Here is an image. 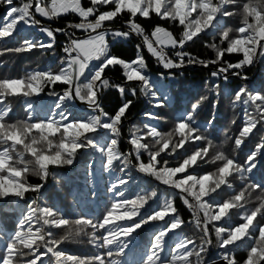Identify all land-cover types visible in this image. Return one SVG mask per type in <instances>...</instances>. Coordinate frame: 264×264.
<instances>
[{
    "label": "snow or ice",
    "instance_id": "obj_1",
    "mask_svg": "<svg viewBox=\"0 0 264 264\" xmlns=\"http://www.w3.org/2000/svg\"><path fill=\"white\" fill-rule=\"evenodd\" d=\"M0 3L8 6L0 21V41L13 37L22 28L36 27L50 38L47 43L25 38L20 47L0 50V55L52 49L57 34L68 36L58 71L48 68L20 78L0 79V200L6 201L0 206V214L17 210L7 203L9 198L24 200L29 192L40 194L50 175L57 183L67 179L50 173V167H71L82 149L91 150L84 166L88 182L111 172L116 162L121 165L120 175L107 187V192L112 194L111 203L99 219L87 215L69 219L58 208L41 203L42 197L38 195L20 210L12 231H7L0 221V264H17V261L21 264H137L135 251L130 247L134 234L153 222H159L160 227L139 253L138 264H193V256L196 264H205L204 257L212 245L209 225H212L217 246L222 250L219 257L223 264H241L235 254L241 246L246 251L242 264H264V180L257 182L253 178L258 157H264V135L242 161L220 151L210 161L219 162L215 171L197 174L195 169L206 161L213 147V142L204 133L216 123L215 115L206 125L198 123L197 113L208 100L207 95H202L190 111L176 120L170 132L162 133L155 125L145 124L146 131L139 135L140 129L134 126L128 139L131 151H121V125L133 103L124 97L126 91L132 97L137 96V88L126 90L125 84L139 82L140 94L154 101V108L167 106L169 95L148 74L147 61L140 54L141 45H136L137 55L132 60L111 51L114 43L136 35L142 38L144 47L165 70L196 64L205 68L210 64L220 65L211 72L212 77L227 82L231 72L232 76L247 80L243 70L264 58V4L261 0H89V6H85L83 0H25L21 6H16L14 0H0ZM237 13H240L239 26L234 29L226 26L224 21ZM69 14L79 17V22H70L63 28L42 26L41 20L37 19L39 16L51 21ZM121 16L125 17L123 28L106 27ZM153 16L182 26L179 38L162 24H156L151 33H147L138 18L150 20ZM69 29L79 30L83 36L77 37L74 31L69 35ZM210 31L219 37V44L208 45L215 51V59L202 60L183 51L186 44ZM169 48L180 49L174 53L175 59L168 55ZM232 54L242 58L235 63L224 59ZM117 66L122 69L125 84L113 83L105 76L106 69ZM165 78L161 72L159 79ZM167 78L174 79L175 73L168 72ZM57 85L65 86L62 92L54 91ZM46 88L50 89L47 95L55 100L47 105L44 118L34 119L37 102L32 98L41 96ZM109 88H115L123 100L114 115L106 112L101 104L102 94ZM219 89V84L211 88L217 97L213 108L219 105ZM229 95L233 108L243 106V119L234 138L235 150H239L258 126L264 127V92L245 84L234 95ZM10 97L25 98L27 119L10 122ZM77 103L84 105V112L79 115L72 111ZM144 115L151 120L161 119L156 112H145ZM231 123L235 124V119ZM101 130H106L105 134L100 135ZM30 136L33 139L29 142ZM35 136H39L47 148L38 147ZM148 138L158 146L155 150L145 142ZM196 142L205 143L191 152L185 149L186 144ZM181 149L185 150L183 157L175 166H169L163 156H173ZM142 153H147V162L142 159ZM26 155L31 159L25 161ZM132 156L139 173L176 190L184 205L192 211L193 222L203 233L199 243L178 233L185 221L178 214L173 199L166 198L161 203L155 190L138 193L134 199L125 195L126 186L133 181L128 171ZM29 163L35 164L34 173L28 167ZM30 173L41 182L29 183L27 176ZM234 176L243 182L239 190L233 188L231 178ZM223 188L232 189L233 194L228 199H215ZM254 192L258 193V204L249 208L247 205ZM76 195L74 192V198ZM87 195L95 196L96 193L93 190ZM153 199L157 200V206L142 213L141 210ZM234 210L239 212L240 222L231 224L229 221ZM73 224L91 228L90 242L103 251L78 256L61 248L72 234ZM53 228L68 229V233L55 239L53 232L46 230ZM80 231L78 227L76 235ZM170 233H177V237L165 254L166 238Z\"/></svg>",
    "mask_w": 264,
    "mask_h": 264
},
{
    "label": "trees",
    "instance_id": "obj_2",
    "mask_svg": "<svg viewBox=\"0 0 264 264\" xmlns=\"http://www.w3.org/2000/svg\"><path fill=\"white\" fill-rule=\"evenodd\" d=\"M25 0H14L16 6H21ZM85 6H89V0H83ZM243 2V0H239ZM264 4V0H261ZM7 5L0 3V21L3 20V17L7 11ZM102 10H105L102 8ZM37 19L41 20L42 26L50 28H63L68 23L79 22V17L74 14H69L67 16H62L55 20H47L37 16ZM125 17H118L116 21L106 24V27L111 28H123V21ZM138 22L141 23L147 33H151L152 29L156 24H162L164 27L173 31L174 35L179 38L180 33L182 32V26L172 23L171 21H162L158 17L153 16L150 20H145L143 18H138ZM240 23V13H237V16L227 18L224 21V24L233 29L239 26ZM71 30V31H70ZM75 32L77 37L83 36L79 30L69 29V35L72 32ZM25 38L40 40L45 43L49 42L45 34L41 33L36 28H22L18 33L14 34L13 37L8 38L7 40L0 41V50L6 48H16L20 47L23 44ZM68 42V36L65 34H57L56 44L52 49H34L31 52L15 53V52H5L4 55H0V79L3 78H20L26 76L28 73L35 70H46L51 68L53 71H58L61 67L60 59L64 57L63 47ZM216 43L219 44V37L214 36L210 31L205 34H201L200 38L195 39L193 42H190L185 45L183 51L189 52L192 55L202 59V60H212L215 59V51L208 47V45ZM141 45V53L148 64V74L151 75L153 80H156L160 83L164 90L168 92L169 100L167 106L163 108H154L152 105L154 101H151L149 97H145L139 92L138 83L139 82H130L125 84L124 77L122 76V69L117 66L115 68H108L105 70V76L110 79L113 83L125 84L126 90L131 87L137 88V96L132 97L130 93L125 94L124 99H131L133 101L131 107L127 110L123 123L121 125V137H120V150L123 152L131 151V146L128 144V139L130 137V130L133 127L140 129L139 135H143L146 131L144 129L145 124L155 125L159 131L162 133H167L173 130L176 120L182 117L186 112L192 109L193 104L200 98L202 95H207L208 100L204 102L200 110L197 113V121L199 124L206 125L207 121L215 115L216 123L212 128L208 129L204 134L213 142V147L209 150V155L206 158L205 162L198 164L195 169L197 174H202L203 172L215 171L217 163H211V159L218 152L223 151L228 156H235L239 160H243L246 157V154L254 148L255 144L259 142L260 137L264 135V127L258 126V129L255 130L254 135L249 137L239 150H235L234 138L238 134V129L241 125L243 119V106H237L235 108L231 105V95H234L235 91L239 89L240 86L247 84L250 88H255L258 91L264 92V58H259L254 65L247 67L243 70L244 74L247 75V80H242L239 77L229 75V80L225 82L222 78H214L211 76V72L215 71L220 65H209L207 68L202 65H188L183 68H176L173 70H165L156 62L155 58L147 51L142 43V38L136 35H133L128 40L120 41L112 45L111 51L117 55L121 56L126 60L135 59L136 45ZM180 50V49H179ZM241 55L232 54L226 55L225 60L235 63L237 60L241 59ZM174 72L175 78L169 79L168 72ZM234 71V70H233ZM164 72L165 79L160 80L159 74ZM207 83V86L205 82ZM220 85V96H219V105L216 108H213V103L216 101V94L211 91L213 85ZM64 85H57L54 91L62 92ZM50 89H45L44 93L39 97H33L32 99L36 101V113L34 119L44 118L46 114L47 105H50L55 100L54 97H49L47 95ZM8 103L12 105V113H10L9 120L10 122H16L17 120L27 119L28 113L25 109V98L23 97H10ZM123 100L121 99L120 93L115 88H109L104 91L102 94L101 104L106 112L114 115L119 107L122 105ZM76 114H82L84 112V107L80 106L79 103L75 105L72 109ZM145 112H156L161 119L151 120L145 117ZM235 119L236 123L233 124L231 121ZM203 131V127L201 129ZM106 130H101L100 135L105 134ZM33 139L32 136L29 137V142ZM35 139L38 141V147L41 149L47 148V144L43 141H40L39 136H35ZM147 142L152 150H155L157 145L154 144V141L151 138H148ZM205 142H196L195 144H186L185 149L188 152L194 151L197 146H203ZM185 154V150H178L173 156H163L164 159H167L169 166H175L179 160ZM78 159L74 167H64V168H55L50 167V173H56L57 175H62L67 177V179L60 180L57 183L56 179L52 175L49 176L45 188L42 189L40 194L29 192L26 194L24 200H19L17 202L16 198H10L7 203L11 204L13 207H16V211L9 212L6 214H0V221L3 222V226L7 231H12L15 228L16 220L19 218L20 210L26 208L27 202L41 196V203H46L49 206L58 208L65 217L69 219H76L79 216L87 215L91 216L94 219H99L103 216L108 205L107 202L112 200V194L107 192L108 184L116 176L120 175V163L116 162L114 169L111 172L103 173L100 176H96L93 182H88L86 177V169L84 166L88 163L91 150L85 151L80 150L78 152ZM31 159L27 155L25 156V161ZM132 163L129 165L128 171L133 176V181L130 182L127 187V192L125 195L134 199L135 196L140 193H148L152 190L157 192L159 197V202H163L164 199L169 198L173 199L175 206L178 210V214L185 221L184 225L178 233L190 239L196 240L197 243L200 242L201 236L203 233L200 228L196 226L193 222V214L187 206L184 205L180 196L177 194L176 190L169 188L160 184L153 177L146 176L139 173L135 167V157L132 156L129 158ZM142 159L147 162V153H142ZM259 163L256 169L253 171V178L259 182L264 180V157H258ZM28 167L34 173L36 171L35 164L29 163ZM27 180L29 183L36 184L41 181L35 174H28ZM233 188L239 190L242 181L238 176L231 178ZM95 191V196H89L87 193ZM77 193L74 198L73 193ZM233 194L232 189L223 188L219 195L215 196V199L222 200L228 199ZM258 193L254 192L251 197V203L247 207L251 208L258 204L257 200ZM6 201L0 200V206H4ZM157 206V200L153 199L145 205V208L142 209V213L151 210ZM103 207V209L101 208ZM243 211V210H240ZM201 221H203V214L200 213ZM240 222L239 212L233 211L232 217L229 221L231 224ZM80 228L81 231L79 235H76V229ZM160 227L159 222H153L149 225L144 226L142 229L138 230L134 234L133 244L130 245L135 251V259L138 261L141 259L139 255L145 247L149 244L150 239L152 238L153 233ZM72 234L68 236V241H65L61 248L65 249L68 253L78 255V256H90L96 253L97 251H103L102 249L98 250L91 242L90 235L92 232L91 228H88L83 225L71 226ZM53 232V238L61 239L66 236L68 229H46ZM103 232V230H101ZM100 235V233H97ZM209 236L212 240V245L208 247L207 254L204 257L205 262L213 255V257H219V253L222 251L217 246V238L215 236V231L212 225H209ZM177 237V233H170L169 237L166 238L165 245V254L168 253L169 246L173 245ZM43 251V248L41 249ZM237 259L243 262V259L246 258V251L244 247L237 249L235 252ZM113 259H124L113 257ZM193 264H196L195 256L192 257ZM17 264H21L20 261H17Z\"/></svg>",
    "mask_w": 264,
    "mask_h": 264
},
{
    "label": "rangeland",
    "instance_id": "obj_3",
    "mask_svg": "<svg viewBox=\"0 0 264 264\" xmlns=\"http://www.w3.org/2000/svg\"><path fill=\"white\" fill-rule=\"evenodd\" d=\"M71 31V30H70ZM179 49H171V48H169V49H167V52H168V54L170 55V56H172V58L173 59H175V55H174V53L176 52V51H178ZM160 67H162V66H160ZM163 68V67H162ZM171 70H173V69H171ZM80 106H82V107H84V105H82V104H80ZM90 151V150H89ZM77 161H79V159H78V155H77V159H76V162ZM75 166V164L74 165H72L71 167H74ZM10 199V198H9ZM17 202H19V200H16ZM108 203V205L111 203V199H110V201L109 202H107ZM102 209H103V207H101ZM217 260H219V261H222V260H220V258H217V257H213V255L212 256H210V258L205 262V264H219L220 262L219 261H217ZM216 261V262H215Z\"/></svg>",
    "mask_w": 264,
    "mask_h": 264
},
{
    "label": "water",
    "instance_id": "obj_4",
    "mask_svg": "<svg viewBox=\"0 0 264 264\" xmlns=\"http://www.w3.org/2000/svg\"><path fill=\"white\" fill-rule=\"evenodd\" d=\"M221 260V259H220ZM217 261H219V260H217ZM216 262V261H215ZM220 263L219 264H223V261H219ZM218 264V263H217Z\"/></svg>",
    "mask_w": 264,
    "mask_h": 264
},
{
    "label": "clouds",
    "instance_id": "obj_5",
    "mask_svg": "<svg viewBox=\"0 0 264 264\" xmlns=\"http://www.w3.org/2000/svg\"><path fill=\"white\" fill-rule=\"evenodd\" d=\"M240 234H242V233H240Z\"/></svg>",
    "mask_w": 264,
    "mask_h": 264
},
{
    "label": "built area",
    "instance_id": "obj_6",
    "mask_svg": "<svg viewBox=\"0 0 264 264\" xmlns=\"http://www.w3.org/2000/svg\"><path fill=\"white\" fill-rule=\"evenodd\" d=\"M169 55V54H168Z\"/></svg>",
    "mask_w": 264,
    "mask_h": 264
}]
</instances>
